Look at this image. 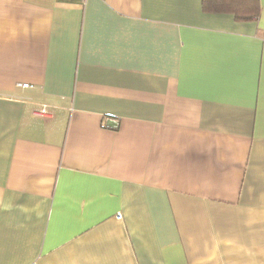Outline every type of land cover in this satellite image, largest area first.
<instances>
[{"label": "crops", "instance_id": "obj_1", "mask_svg": "<svg viewBox=\"0 0 264 264\" xmlns=\"http://www.w3.org/2000/svg\"><path fill=\"white\" fill-rule=\"evenodd\" d=\"M260 2L0 0V264H264Z\"/></svg>", "mask_w": 264, "mask_h": 264}, {"label": "trees", "instance_id": "obj_2", "mask_svg": "<svg viewBox=\"0 0 264 264\" xmlns=\"http://www.w3.org/2000/svg\"><path fill=\"white\" fill-rule=\"evenodd\" d=\"M222 9L235 15L239 22H250L257 19L261 10L260 0H204V8ZM206 8V10H207Z\"/></svg>", "mask_w": 264, "mask_h": 264}, {"label": "built area", "instance_id": "obj_3", "mask_svg": "<svg viewBox=\"0 0 264 264\" xmlns=\"http://www.w3.org/2000/svg\"><path fill=\"white\" fill-rule=\"evenodd\" d=\"M18 87L19 88H29L30 87V85L29 84H27V83H20V84H18ZM39 115L40 116H42V117H49V111H48V109L46 108V107H43L40 111H39ZM121 214H118L117 215V218L118 219H121Z\"/></svg>", "mask_w": 264, "mask_h": 264}]
</instances>
